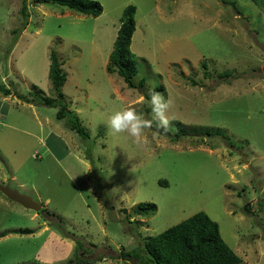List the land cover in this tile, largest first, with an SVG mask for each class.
Listing matches in <instances>:
<instances>
[{
	"label": "rangeland",
	"instance_id": "1",
	"mask_svg": "<svg viewBox=\"0 0 264 264\" xmlns=\"http://www.w3.org/2000/svg\"><path fill=\"white\" fill-rule=\"evenodd\" d=\"M39 1H25L26 19L23 0H0V84L11 91L0 93V184L42 205L0 193V264H121L113 254L138 252L198 212L240 264H264V13L252 0H93L94 18ZM128 5L135 88L106 70ZM52 50L66 74L61 120L14 95L36 87L55 99ZM153 93L169 103L166 127ZM128 108L151 122L145 143L108 128ZM71 115L87 137L68 127ZM178 129L186 135L176 139ZM141 203L153 215H138Z\"/></svg>",
	"mask_w": 264,
	"mask_h": 264
},
{
	"label": "trees",
	"instance_id": "2",
	"mask_svg": "<svg viewBox=\"0 0 264 264\" xmlns=\"http://www.w3.org/2000/svg\"><path fill=\"white\" fill-rule=\"evenodd\" d=\"M25 1L23 0L21 12L27 19ZM252 1L258 6L260 12L264 13V0ZM39 3L58 5L75 13L94 18L102 13L101 5L93 0H40ZM135 12L136 8L133 5L124 8L106 67L109 73H116L129 88L136 87L133 78L138 74L139 67L138 60L130 50L132 35L135 31ZM49 61L48 77L55 99L41 96L42 93L36 87H33L32 91L26 95L18 93L14 95L26 104L34 103L57 108L56 118L61 120L67 113H70L62 93L66 74L62 69L63 63L58 60L53 50L50 52ZM227 77H229L227 73L219 75L220 79ZM137 85L138 88L144 87L145 79L141 78ZM0 93L3 96L11 95L10 89H5L1 84ZM68 127L82 137L88 136L74 115H71ZM183 135L185 136L186 132L178 129L175 138L179 139ZM244 209L246 212H250L248 207H244ZM155 210L154 204L141 203L137 206L136 213L146 218L153 215ZM17 231L25 235L32 232L31 229ZM15 233L17 232L15 231ZM3 235L5 234H0V236ZM134 252H125L122 257L135 263L142 261V264H240L241 262V259L222 240L217 223L204 212H198L155 236L147 237L141 242L139 251ZM75 253L77 254V251ZM143 257L144 259H142ZM74 264L80 263L74 262ZM83 264H90V262L87 260Z\"/></svg>",
	"mask_w": 264,
	"mask_h": 264
},
{
	"label": "clouds",
	"instance_id": "3",
	"mask_svg": "<svg viewBox=\"0 0 264 264\" xmlns=\"http://www.w3.org/2000/svg\"><path fill=\"white\" fill-rule=\"evenodd\" d=\"M150 104L154 117L166 127L169 123L166 115L169 103L161 94L153 93ZM150 123V121L144 120L134 108H128L114 112L109 117L108 128L112 134L126 133L133 138L134 142L140 144L146 142L143 133Z\"/></svg>",
	"mask_w": 264,
	"mask_h": 264
},
{
	"label": "water",
	"instance_id": "4",
	"mask_svg": "<svg viewBox=\"0 0 264 264\" xmlns=\"http://www.w3.org/2000/svg\"><path fill=\"white\" fill-rule=\"evenodd\" d=\"M0 193L5 196L8 200L21 205L23 208L32 210L34 212H39L42 205L34 201L29 196L19 193L16 190H12L7 186L0 184Z\"/></svg>",
	"mask_w": 264,
	"mask_h": 264
},
{
	"label": "crops",
	"instance_id": "5",
	"mask_svg": "<svg viewBox=\"0 0 264 264\" xmlns=\"http://www.w3.org/2000/svg\"><path fill=\"white\" fill-rule=\"evenodd\" d=\"M12 179H14V178H12ZM19 186L20 187H22V184H19ZM5 197V196H4ZM6 198V197H5ZM3 198H0V202L1 201H4V199L2 200ZM7 199V198H6ZM43 227H45V226H43ZM3 237H5V236H3ZM2 237V238H3ZM7 237V236H6ZM2 238H0V239H2ZM113 257H111L112 259H114L115 261H119V263H121V264H138V263H135V262H132V261H130V260H125V259H123L121 256H117V254H113L112 255ZM59 260H61V259H59ZM49 264H51V263H49Z\"/></svg>",
	"mask_w": 264,
	"mask_h": 264
}]
</instances>
